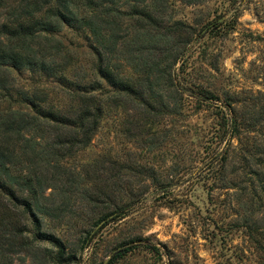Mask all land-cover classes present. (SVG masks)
<instances>
[{"label":"rangeland","instance_id":"374dc122","mask_svg":"<svg viewBox=\"0 0 264 264\" xmlns=\"http://www.w3.org/2000/svg\"><path fill=\"white\" fill-rule=\"evenodd\" d=\"M117 2L114 47L65 25L64 81L12 68L0 89V111L39 117L24 134L79 174L46 176L31 208L0 192V264H264V0ZM88 102L103 114L86 146L40 114L73 122Z\"/></svg>","mask_w":264,"mask_h":264},{"label":"trees","instance_id":"16d2710c","mask_svg":"<svg viewBox=\"0 0 264 264\" xmlns=\"http://www.w3.org/2000/svg\"><path fill=\"white\" fill-rule=\"evenodd\" d=\"M118 0H0V89L12 88L11 69L28 68L32 71L63 73L67 69L66 61H62L58 46L50 44L56 41L53 34L62 30L63 26L84 28L91 32L98 44L107 49L114 47L118 37L105 29L117 25L115 13L118 12ZM113 14V17L111 16ZM112 18V19H110ZM47 39V40H45ZM45 40L43 43L42 41ZM67 57H65L66 59ZM99 72L111 85L120 88L129 85L113 71L100 67ZM60 80L64 81L63 74ZM76 89L79 87L76 85ZM21 99L37 104L35 101H45L38 93L31 95L26 90H20ZM87 108L73 122H64L52 110L43 111L42 117L54 122L73 125L82 130L81 141L86 146L94 136L102 119V105L93 102L86 103ZM92 105V106H89ZM226 123L232 134L239 131L241 122L236 115V109L229 106ZM39 117L31 116L27 111L14 110L8 113L0 111V192L15 196L14 185H18L24 193L25 205L30 208L33 203H40V196L47 189L48 178L54 176H79L70 168L63 167L59 160L47 155L40 149L37 140L27 137L24 132L37 127ZM50 154V152H49ZM41 208V212L49 214ZM9 248L0 249V258H8Z\"/></svg>","mask_w":264,"mask_h":264}]
</instances>
